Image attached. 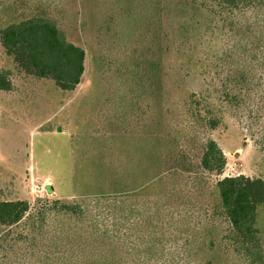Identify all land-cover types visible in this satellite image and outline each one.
<instances>
[{
	"label": "rangeland",
	"instance_id": "obj_1",
	"mask_svg": "<svg viewBox=\"0 0 264 264\" xmlns=\"http://www.w3.org/2000/svg\"><path fill=\"white\" fill-rule=\"evenodd\" d=\"M202 4L0 0V76L10 88L0 89V202L26 201L31 208L20 225L0 230V264H102L100 257L113 246H101L103 240L87 230L93 216L107 212L113 199L125 207L153 206L167 188L190 203L187 214L205 224L204 237L194 246L167 245L165 259L154 264H248L223 238L228 227L216 213V185L226 177L264 180V111L249 109L242 76L232 103L201 107L221 119L216 130L192 117L191 100L230 88L220 80L232 57L249 64V12L238 26L213 18ZM37 15L54 20L69 42L86 51V71L74 91L22 71L3 47L2 30ZM240 40L247 51L236 48ZM217 71L225 73L219 78ZM209 138L226 157L221 176L198 167ZM183 151L189 152V172L179 169ZM55 201L81 205L84 214H65ZM38 210L46 217L32 231L26 221ZM259 217L264 239L263 207ZM208 219L222 222L211 236L215 246H209L211 232L206 235ZM132 246L127 241L107 261L134 264Z\"/></svg>",
	"mask_w": 264,
	"mask_h": 264
},
{
	"label": "trees",
	"instance_id": "obj_2",
	"mask_svg": "<svg viewBox=\"0 0 264 264\" xmlns=\"http://www.w3.org/2000/svg\"><path fill=\"white\" fill-rule=\"evenodd\" d=\"M201 7L213 18L218 17L225 23L238 26L239 19L249 12V64L239 65L235 56L232 57L224 68H228L229 74L223 82L220 80L221 83L230 84V88L225 85V90L219 88L216 96L203 97L201 100L192 97L191 100L196 111L192 117L213 131L221 125V119L211 110H205L203 114L201 107L214 100L232 103V99L237 97L233 93V85L239 76H242V86L249 84L251 112L254 114L256 111L258 115L264 111V0H203ZM1 35L3 47L22 71L40 79H53L65 91H74L80 85L86 71V51L69 42L54 20L45 15H37L8 26L2 30ZM236 48L241 52L247 51L248 43L240 40ZM224 73L225 71H217L215 75L221 78ZM3 76H0V89L10 90L5 87L6 80ZM188 154V151H183L178 156L179 169L182 172L190 171ZM198 158V167L206 173L217 176L224 173L226 157L213 139L205 140ZM216 186L220 197L216 213L228 227L224 240L233 246L234 252L248 264L264 263V239L258 227L259 210L261 207L264 209V180L245 176L226 177L219 180ZM163 195L150 207H125L126 202L113 199L109 202L107 212L103 210L101 214L93 216L94 219L87 230L97 235V242L103 240L101 246H113V249H107V255L100 257L102 264H117L107 260L109 257L118 256L119 253L115 250L120 249L127 241H131L134 245L132 248L136 249L134 264L160 263L165 259L163 252L167 245L180 246V242L185 241L186 246H194L200 242V237H204L205 224L187 214L192 210L188 208L190 203H186V198L176 189L167 188ZM53 204L55 209L68 215L84 214L83 207L78 204L70 205L60 201ZM95 204L98 206L101 200H96ZM30 209V204L26 201L0 202V230L20 225L29 215ZM33 215V218L26 221V225L33 224L32 231L42 226L46 212L38 210ZM222 222L218 225L208 219L207 229L210 231L208 230L206 235L211 232L208 234L209 246L216 245V239L213 241L211 236L217 233L215 229L220 227ZM212 225L213 229H210ZM129 231L131 235L127 236Z\"/></svg>",
	"mask_w": 264,
	"mask_h": 264
},
{
	"label": "built area",
	"instance_id": "obj_3",
	"mask_svg": "<svg viewBox=\"0 0 264 264\" xmlns=\"http://www.w3.org/2000/svg\"><path fill=\"white\" fill-rule=\"evenodd\" d=\"M36 189H37V191H41V192H43V190H44V187L37 186V187H36Z\"/></svg>",
	"mask_w": 264,
	"mask_h": 264
},
{
	"label": "water",
	"instance_id": "obj_4",
	"mask_svg": "<svg viewBox=\"0 0 264 264\" xmlns=\"http://www.w3.org/2000/svg\"><path fill=\"white\" fill-rule=\"evenodd\" d=\"M61 131V130H60Z\"/></svg>",
	"mask_w": 264,
	"mask_h": 264
}]
</instances>
